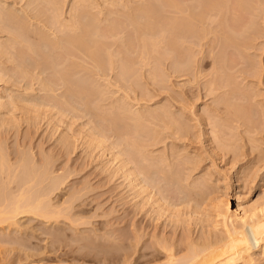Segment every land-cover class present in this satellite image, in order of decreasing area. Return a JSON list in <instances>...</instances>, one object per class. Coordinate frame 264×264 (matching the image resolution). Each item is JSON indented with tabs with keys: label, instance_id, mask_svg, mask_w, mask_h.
I'll return each instance as SVG.
<instances>
[{
	"label": "rangeland",
	"instance_id": "374dc122",
	"mask_svg": "<svg viewBox=\"0 0 264 264\" xmlns=\"http://www.w3.org/2000/svg\"><path fill=\"white\" fill-rule=\"evenodd\" d=\"M60 1L64 23L75 11L100 20L82 73L63 77L62 53L24 55L0 24V150L18 173L0 174V193L25 191L39 169L53 183L26 188L59 213L1 223L0 264H158L169 247L181 257L225 236L219 204L264 203V0ZM0 6L30 30L55 22L47 0ZM253 257L234 264H264V250Z\"/></svg>",
	"mask_w": 264,
	"mask_h": 264
},
{
	"label": "bare ground",
	"instance_id": "6f19581e",
	"mask_svg": "<svg viewBox=\"0 0 264 264\" xmlns=\"http://www.w3.org/2000/svg\"><path fill=\"white\" fill-rule=\"evenodd\" d=\"M47 1H48L49 5L52 7L51 9L53 10V17L55 19V22L53 24H44V26L47 29L40 28V29L30 30L29 24H26L27 22L24 21L23 17H21L23 15L20 14L21 15L20 16L18 12H16V13L10 12L8 10V8L5 9V8H3V6H0V24L1 23L2 24L10 23V24L14 25V27H15L14 30L16 31L15 35H17V37L15 39L18 40L17 42L20 41V44L24 49L23 50L24 55H26V48H30L32 51H34L33 54H35L36 57H40L41 59L43 58L45 61H50L51 60L50 58H54V56L57 53H62V54H64V61L61 63L60 67L57 69L62 74V76L66 77L70 73V71H72L74 69L78 70L79 73H82V71H84L86 59L89 57H94L100 48L101 39H102V34H101L100 26H99L100 20L91 19V17L88 18V15L84 14L85 11L84 12L75 11L74 14L72 13L73 15L71 16L70 20L64 23L60 19L61 15H62L61 14V12H62L61 11V9H62L61 8V4H62L61 1L60 0H47ZM80 1H83V0H80ZM155 1H159V0H155ZM168 1H170V2H168V5L171 8H176V9L179 8L174 0H168ZM84 2H85V0H84ZM116 2L117 1L113 2L112 4L116 5ZM118 5H120V4H118ZM83 8H84V10L87 9L86 6H84ZM145 10H146V12H143V14H149L150 10L147 8ZM80 11H82V10H80ZM144 23L145 24H155L156 19L154 18V20H153L152 17H148L146 22H144ZM86 24H95V25L91 29ZM110 24H115V22H112ZM31 40H33L32 41L33 43H31ZM0 44H2V43H0ZM0 46H2V45H0ZM3 48H4V50L2 52L0 50V52L2 54H4L6 47H3ZM3 48H0V49H3ZM19 51L22 52V50H19ZM46 69L47 68H45V70ZM66 85H67L66 87H68V83H66ZM249 122L251 123V119L249 120ZM156 124H155V126L157 128L158 125H156ZM138 137L139 136H137V138ZM136 143L139 144L138 142H136ZM145 156L146 155L142 156L143 157L142 159L144 161H146L148 159L147 158L148 156H146V157ZM7 158H6V155L4 154V152L2 150H0V174H3L4 172L11 170L13 172L12 173H11V171H10V173L8 172V175L11 176V174H12L11 178L15 179L13 177V173H14V171L16 173L17 170H16V168L14 169L11 167L12 164L9 166L7 165V161H9V160H7ZM23 158L24 157H22V159ZM147 161L145 163H147ZM19 162L21 163V159H20V161H18V163ZM26 162H27L26 160L25 161L22 160V164H24V163L26 164ZM9 164H10V162H9ZM15 165L18 166L17 164H15ZM27 165L29 166V164H26V166ZM22 166H24V165H22ZM28 166L26 169H28ZM9 168H12L13 170L12 169L8 170ZM18 168L20 169V167H18ZM23 168H25V167H23ZM122 168H124L123 165H122ZM19 169H18V171H21V173H22V170H19ZM43 170L46 172L45 169H43ZM32 171H34L32 173H36V175H39L40 173H41V175L37 176L38 178H36V175H34V174H33L34 175L33 177H32V175L30 177L29 173L31 171H29V173L26 172V173H28V177H30V178H26L29 181H26L23 179V184L27 183V185H28V183H29L28 186L25 185V191H23V187H24L23 184H20L19 188H21L23 186L20 189L21 191L18 190L19 192L17 191L18 193L17 192L15 193L16 196L12 195L13 197L11 196L12 198H10V199L6 196V194H5L6 192L0 193V224L3 222L11 221V223L13 222V225L16 226L17 225L16 224L17 223L16 222L17 217L21 214L24 215L26 213L32 214V215L34 214V216L36 215V216L41 217L43 219L47 218V220H49V221L52 220L51 218L58 217V215H59V213L57 212L58 208H56L57 211L53 210L54 208L51 210V208H50L51 205H49L50 202H45V198L44 199L41 198L43 196V194L39 195L40 196L39 198H38V196H36L37 198H35V196L32 195V193H31L32 191L31 190L29 191L28 188H26V186L31 187L30 183L36 184V185H38L37 183H39L40 185H42L44 183V181H46L45 184L47 185V183H48L47 179H49L52 183H53V179L51 177L47 178V179L44 177L45 178V180H44L43 179L44 174L42 173L43 171H39V169L36 171H35V169H33ZM138 171L137 170L134 171V175L136 172L135 176H137ZM37 172L38 173L40 172V173L37 174ZM47 172L49 173L48 168H47ZM128 172H129V170H128ZM125 173H127V172H125ZM138 173H140V172H138ZM17 174L18 173H16V175ZM132 174H133V172L131 171V175ZM140 174H143V173H140ZM140 174H138V176H140ZM16 175H14V176H16ZM131 175H130V177H132ZM10 176L8 177L7 174L5 175V177H8L6 179H9ZM45 176L48 177L49 175L46 174ZM40 177H42V178H40ZM4 178L2 180L5 181ZM11 178H10V181L12 180V182H13V179H11ZM39 178L42 179L41 182L39 181V182L35 183L37 181V179H39ZM65 178L64 179L62 178V181L63 180L65 181ZM134 178H137V177H134ZM134 178H131V179H134ZM128 179H129V177H128ZM139 180H137V181L140 183L145 181V179L143 181H141V180L139 181ZM10 181H9V183H10ZM5 182H7V180ZM135 182L136 181H133L134 184L132 183L134 185V187H135V184H136V186L139 185V183H135ZM61 183H63V182H61ZM143 183L145 184V182H143ZM6 184H5V186H7ZM144 184H143V187H144ZM1 186H3V185H1ZM5 186H3L4 191L6 189V188H4ZM52 186L54 187L55 185L53 184ZM3 190H2V192H3ZM26 190L29 191L31 194L28 193ZM54 190H55V188L53 189V191ZM32 196H34V197L32 198ZM45 196L47 197V195H44L43 197H45ZM41 199H43V200H41ZM225 201H223V202H225ZM219 205H221L220 208H219V206H217L219 209L216 208L217 209L216 212L218 211V214H217L218 216L216 215L215 218H217V217H219V219L222 218L221 221H222L223 226H224L223 228L225 230V232H224L225 236L223 235V237H220V236H222V235H220V236H218L220 238H218L216 235L215 241L211 237H206L205 240H207L209 238H211L212 240L204 241L203 243L199 242L198 244H196L197 242L196 243L193 242V244L192 243L189 244V246L191 247L190 250L191 249L192 250L189 251L188 253L184 254L181 257H177L172 252L173 248L171 247L172 248V250H171V248L167 245L169 247L168 251H167L168 253H166L167 257L165 256L167 259L164 258L166 261L165 262L161 261V263L159 261L158 264H234V262L236 260H238V259L240 260V257H243V259H244V257H248V258L252 259L251 257H253L254 252H256L258 250H264V203L261 204L260 206L254 205L252 207H244L241 204H238L237 206L234 207V205H232L230 201H227L226 205H223V204H219ZM54 207H56V206H54ZM221 207H222V209H223V207H225L226 211L224 209H223L224 212L220 211ZM54 211L56 212L55 213L56 215L58 213L57 216H55V214L52 215ZM54 219L57 220V218H54ZM219 222H217V223H219ZM202 240H204V239H202ZM161 244L163 246V247L161 246L162 248H166V246H164L163 243H161ZM194 244H195V246H194ZM191 245H193L194 247H192ZM181 251L183 252V250H181ZM155 257L156 256H154V258ZM237 257H239V258H237ZM150 258H148L146 261L144 260L143 262L140 260H137L135 262V264H157L156 262H158V261L154 262ZM156 258H158V257H156ZM248 258H245V259H248ZM258 259H260V258H258ZM157 260H159V259H157ZM249 260H246V261H249ZM255 261H256V259H255ZM257 262H258V260H257ZM41 264H44V263H41ZM124 264H131V263H124ZM242 264H245V263H242Z\"/></svg>",
	"mask_w": 264,
	"mask_h": 264
}]
</instances>
